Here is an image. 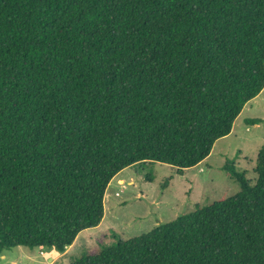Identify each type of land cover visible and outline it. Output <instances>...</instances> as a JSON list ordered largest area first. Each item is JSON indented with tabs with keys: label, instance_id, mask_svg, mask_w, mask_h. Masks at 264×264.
Returning <instances> with one entry per match:
<instances>
[{
	"label": "trees",
	"instance_id": "obj_1",
	"mask_svg": "<svg viewBox=\"0 0 264 264\" xmlns=\"http://www.w3.org/2000/svg\"><path fill=\"white\" fill-rule=\"evenodd\" d=\"M263 90L264 0H0V257L65 252L121 171L183 175ZM223 170L238 194L72 264H264V145L255 185Z\"/></svg>",
	"mask_w": 264,
	"mask_h": 264
},
{
	"label": "rangeland",
	"instance_id": "obj_2",
	"mask_svg": "<svg viewBox=\"0 0 264 264\" xmlns=\"http://www.w3.org/2000/svg\"><path fill=\"white\" fill-rule=\"evenodd\" d=\"M253 119L260 120L257 126L249 123ZM263 145L264 90L244 108L231 134L218 140L210 156L183 175L175 167L162 163L136 165L121 171L106 192L102 223L81 233L65 262L59 263L60 259L54 262L51 253L59 254L56 249L18 247L6 251L0 264H72L84 255H96L121 241L148 234L195 212L197 207L232 197L240 192V185L223 167L228 160L234 161L237 171L255 185L257 175L253 170ZM121 180L124 181L120 183ZM40 251L45 255L40 256Z\"/></svg>",
	"mask_w": 264,
	"mask_h": 264
},
{
	"label": "crops",
	"instance_id": "obj_3",
	"mask_svg": "<svg viewBox=\"0 0 264 264\" xmlns=\"http://www.w3.org/2000/svg\"><path fill=\"white\" fill-rule=\"evenodd\" d=\"M253 120H255V119H253ZM258 124H256V125H254V126H257ZM124 180H121L120 181V183L121 182H123ZM83 233V232H82ZM81 237V234L78 236V238L76 239V241L74 242V244L72 245V246H70L69 248H67L66 249V251L65 252H63V253H60L59 252V254H54V253H51V256L53 257V260H55L54 262H56L57 261V259L59 260L60 259V261H59V263H63V262H65L66 260H68V254H70V252H71V250H73V248L75 247V245H76V243H77V241L79 240V238ZM43 251H40V256H44L45 254L43 253ZM71 256V255H70ZM3 258H5L6 256L5 255H3L2 256ZM66 257V259H63V258H65ZM62 259V260H61ZM50 264H52V263H50Z\"/></svg>",
	"mask_w": 264,
	"mask_h": 264
}]
</instances>
